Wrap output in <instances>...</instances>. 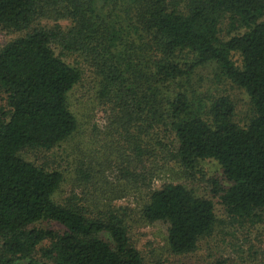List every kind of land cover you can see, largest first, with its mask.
Wrapping results in <instances>:
<instances>
[{"label":"trees","instance_id":"16d2710c","mask_svg":"<svg viewBox=\"0 0 264 264\" xmlns=\"http://www.w3.org/2000/svg\"><path fill=\"white\" fill-rule=\"evenodd\" d=\"M0 27L24 33L0 51L8 107L0 118V264H148L131 241L125 208L96 213L59 203L65 175L20 156L52 150L77 131L69 95L83 71L66 61L72 55L97 71L116 116L136 126L135 171L126 170L133 188H148L159 156L186 171L215 160L230 183L217 191L228 215L263 221L264 0H0ZM185 52L190 63L179 61ZM209 65L249 96L245 125L229 98L205 112L189 91L195 71ZM91 164L77 167L76 182L92 183ZM142 217L169 225L177 256L194 253L218 221L215 204L181 184L151 190ZM42 221L65 230L36 227Z\"/></svg>","mask_w":264,"mask_h":264},{"label":"rangeland","instance_id":"374dc122","mask_svg":"<svg viewBox=\"0 0 264 264\" xmlns=\"http://www.w3.org/2000/svg\"><path fill=\"white\" fill-rule=\"evenodd\" d=\"M43 24H60L66 28L71 25L68 21H44ZM223 29L225 35L230 31L228 25ZM23 34L0 27V51ZM234 59L241 65L239 54ZM66 61L83 71L81 82L69 95L70 109L78 120L77 131L52 150L26 148L20 152L25 160L65 175L56 196L57 202L72 201L96 213L125 208L131 241L148 264H264V214L262 222L234 219L228 215L222 204V193L217 191L218 186L228 189L230 183L215 160L201 161L194 169L186 171L176 161H164L159 156L152 159L154 176L148 188L142 185L133 188L129 184L132 181L126 170L135 171L131 161L134 157V137L138 135L136 126L127 127L116 116L112 98L105 96L101 78L83 56L72 55ZM179 61L190 63L191 56L185 52L179 56ZM189 84V91L197 94L205 112L210 110L214 100L227 97L236 107V122L245 125L251 118L252 104L247 93L233 85L216 66L199 68L189 79ZM3 111H8V107L6 100L0 97V118ZM145 141L146 136L141 137L138 144L144 147ZM90 162L92 183L86 186L85 182H76L77 167H88ZM167 184L184 185L196 196L215 204L218 218L215 230L211 236L200 240L192 254H173L168 245L169 225L150 223L142 217L150 191L159 190ZM118 191L121 192L119 196L116 194ZM36 227L56 232L65 230L53 221H42Z\"/></svg>","mask_w":264,"mask_h":264}]
</instances>
